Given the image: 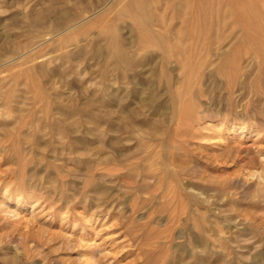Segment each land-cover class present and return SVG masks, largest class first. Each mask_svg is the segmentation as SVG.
<instances>
[{
	"label": "rangeland",
	"instance_id": "rangeland-1",
	"mask_svg": "<svg viewBox=\"0 0 264 264\" xmlns=\"http://www.w3.org/2000/svg\"><path fill=\"white\" fill-rule=\"evenodd\" d=\"M130 1L0 0V264H264V63L242 53L237 83L217 76L232 42L211 14L199 47L180 40L210 53L187 110ZM168 1L149 0L174 40L192 23Z\"/></svg>",
	"mask_w": 264,
	"mask_h": 264
},
{
	"label": "bare ground",
	"instance_id": "bare-ground-1",
	"mask_svg": "<svg viewBox=\"0 0 264 264\" xmlns=\"http://www.w3.org/2000/svg\"><path fill=\"white\" fill-rule=\"evenodd\" d=\"M142 1L132 0L126 8L130 11L131 15L129 17L134 21L133 28L138 35V43L142 49L157 48L160 52V66L163 72L160 73L161 78L167 76L164 73H166L168 65L172 61L176 62L183 73L182 85L184 88V90H181L180 95L176 97H183L182 101L185 102L184 105L187 110L193 106L190 99L192 91L191 74L201 73L204 67L210 64L208 60L210 53H187L186 47L181 44L182 41L180 40H185L184 37L190 36L191 44L196 45L195 48L199 47V42H201L200 30L206 26H213L210 21L211 14L217 15L216 24L218 26L224 23L227 24L229 28L228 36L232 42L230 52L226 53L216 65L215 74L217 76L227 78L231 86L235 82L237 83L242 68V53H254L260 59V62L264 63V0H179L182 4L181 11L185 13V20L192 23V26L187 28L188 30H177L176 37H173L174 40H170L168 34L170 27L165 25L162 19L152 20L153 9L150 7L149 0H144L146 1L145 7L140 5ZM203 3H213V6L202 8ZM168 4L174 6L175 0H169ZM125 14L123 11L118 13L117 16L118 18H124ZM97 19V22L92 26L99 23V35L109 39L107 50L109 53H114L116 63L119 66L129 67L127 50L120 38L121 28L111 26L108 19ZM155 24L161 26L164 31L155 30ZM172 42L174 46L171 45ZM173 47H176V51H173ZM256 80V84H260L261 90H264V83H261L258 76ZM146 101L150 102L151 98H147Z\"/></svg>",
	"mask_w": 264,
	"mask_h": 264
}]
</instances>
